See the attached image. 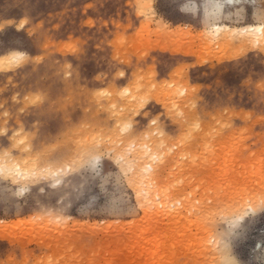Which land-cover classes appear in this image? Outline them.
I'll return each mask as SVG.
<instances>
[{
  "label": "rangeland",
  "instance_id": "374dc122",
  "mask_svg": "<svg viewBox=\"0 0 264 264\" xmlns=\"http://www.w3.org/2000/svg\"><path fill=\"white\" fill-rule=\"evenodd\" d=\"M143 2L0 0V59L11 51L30 58L0 70V152L4 133L9 144L13 133L28 141L5 163L27 172L67 164L77 151L100 158L96 173L77 162L61 177L71 182L55 187L5 171L0 194L7 189L10 202H0V264H220L216 226L225 207L252 221L233 249L237 258L258 259L264 56L244 29L259 25L251 8L259 0L209 9L208 19L203 10L183 11L181 0H147L154 13L145 17ZM205 3L219 1L199 0ZM215 25L224 26L221 34ZM38 96L43 103L33 105ZM145 108L155 125L137 115ZM41 137L69 151L51 165L34 163L36 152L27 149ZM142 150L160 212L139 207L132 173L123 172L125 159L135 163ZM23 186L27 193L11 195ZM77 192L57 222L60 202Z\"/></svg>",
  "mask_w": 264,
  "mask_h": 264
},
{
  "label": "snow or ice",
  "instance_id": "6c2138e0",
  "mask_svg": "<svg viewBox=\"0 0 264 264\" xmlns=\"http://www.w3.org/2000/svg\"><path fill=\"white\" fill-rule=\"evenodd\" d=\"M182 10L186 12H200L203 10L205 14V19L210 18L212 13L209 12V9H215L217 12L222 8V5L219 3H205L203 5L199 4V0H196L195 3L192 0H181ZM140 9V14L145 17H150L154 13V8L152 3L143 2L137 5ZM251 8L254 10V15L259 24V28H251L247 31L256 37V39L250 45L251 47L257 49L262 56H264V0H259L258 4H252ZM30 58L23 51H11L10 54L4 55L3 59H0V70H12L19 69L23 65H25ZM264 87V85H262ZM33 105H39L43 103L41 97H36L32 101ZM146 101H142L143 104ZM137 115L145 117V123L148 121L151 122L152 125L157 123V120L153 118V116L149 113L147 108L144 109L143 112H138ZM128 127V126H126ZM5 143L3 145V151L0 152V178H7L5 172V162L12 155L13 150L19 148L22 145L28 143L26 139H20L17 141V133H13L11 135L12 143L9 144L7 142L8 134L4 133ZM63 149V150H62ZM27 151H35L36 152V160L34 163L44 160L47 164L51 165L53 162L61 161L64 156L69 151L67 145L63 144L57 138L45 139L41 137V142L36 145L35 148L27 149ZM78 162V166L81 171L91 170L93 173H96L99 169L100 158L95 155L93 152H80L77 151L75 155V160L67 163H57L55 167H43L41 168L39 165L30 169L27 173H24L23 176L25 179L31 180L33 183H37L43 180H49L53 183V186H62L63 184L70 183V179L62 180L61 177L65 176V174H71L74 171V167ZM27 163V162H26ZM119 163V161H117ZM18 171V169H17ZM13 182L15 179L13 178ZM43 185H41L42 190ZM29 191L27 186L20 187L19 189H12L11 195H23ZM70 191V190H69ZM79 195V192L70 194L67 201L62 200L61 207L59 210L55 211L53 215L57 218V222L62 219V217L66 214L64 211L65 206L76 196ZM101 198L103 199V195L101 194ZM259 211L261 215L262 221H264V195H261L259 198ZM0 202L7 205L10 202L9 192L6 189L3 194H0ZM134 207L130 210H135L136 204L135 201H129ZM211 203V202H208ZM251 200H249V204L251 205ZM142 207V206H139ZM221 211L224 213L223 215L218 216L219 223L216 226V232L219 235V243H222V259L220 264H264V236L261 238L258 259L252 260H242L238 259L233 249L236 247V244L239 240L243 239L246 235V229L249 223H251V219L245 220V216L241 215L238 212H233L230 216L227 215L229 212L228 208H222ZM215 215V214H213ZM246 215L249 218H254L256 215V209L249 208L246 210ZM215 242V241H214ZM253 250H256V246H253ZM39 264H57L54 259L49 258L46 262L41 260Z\"/></svg>",
  "mask_w": 264,
  "mask_h": 264
},
{
  "label": "bare ground",
  "instance_id": "6f19581e",
  "mask_svg": "<svg viewBox=\"0 0 264 264\" xmlns=\"http://www.w3.org/2000/svg\"><path fill=\"white\" fill-rule=\"evenodd\" d=\"M218 1L222 6H224V5H236L238 2L239 3L241 2V0H218ZM253 27L258 29L259 25L258 26H250V27L245 28L244 30L246 31V33H249L247 30L251 29ZM225 28H230V27H225ZM214 29L217 31L218 34H221V31H223L224 26L215 25ZM239 30H242V29H239V28L234 29V31H239ZM146 155H147V152L145 150H142L138 154L137 158L135 159L138 162L136 161L135 163L133 162V160L131 161L130 159H125V162H124L122 168L124 170L123 172H125L127 174L132 173L131 174L132 177L130 178V180L132 183V187L137 192V196H136L137 202L139 203L140 206H142L141 207L142 210L145 211V213H148L152 209L156 208L158 210V212H160V209H163V207L161 206V204H159V201H158V199L160 198V194L156 190V186H155L156 181L154 178L155 175H154V173L150 172L149 169L147 168L148 167L147 163H149V162L146 160V165H145V160H144V163H143V159L146 158ZM17 169H18V171H17ZM7 170L8 171L9 170H16L18 172V176H23L24 173L28 172V171L25 172L24 168L20 167L19 165L11 166V165H7V163H5V171H7ZM136 192H135V194H136ZM179 209H180V207H179ZM171 211L174 212L175 210H171ZM171 216H173V214H171Z\"/></svg>",
  "mask_w": 264,
  "mask_h": 264
}]
</instances>
